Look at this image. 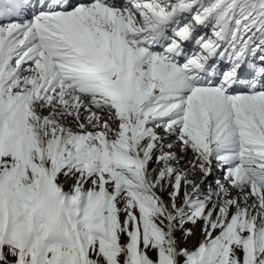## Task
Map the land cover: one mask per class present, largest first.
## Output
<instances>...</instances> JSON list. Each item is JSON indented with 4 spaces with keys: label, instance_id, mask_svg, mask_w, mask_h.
<instances>
[{
    "label": "snow or ice",
    "instance_id": "obj_1",
    "mask_svg": "<svg viewBox=\"0 0 264 264\" xmlns=\"http://www.w3.org/2000/svg\"><path fill=\"white\" fill-rule=\"evenodd\" d=\"M0 264H264V0H0Z\"/></svg>",
    "mask_w": 264,
    "mask_h": 264
},
{
    "label": "rangeland",
    "instance_id": "obj_2",
    "mask_svg": "<svg viewBox=\"0 0 264 264\" xmlns=\"http://www.w3.org/2000/svg\"><path fill=\"white\" fill-rule=\"evenodd\" d=\"M191 243H195V241H192Z\"/></svg>",
    "mask_w": 264,
    "mask_h": 264
}]
</instances>
